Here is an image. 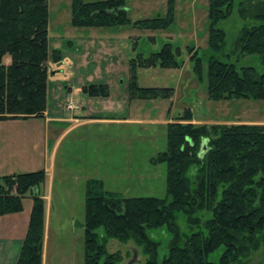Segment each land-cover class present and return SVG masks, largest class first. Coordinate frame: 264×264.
Instances as JSON below:
<instances>
[{
	"label": "trees",
	"instance_id": "1",
	"mask_svg": "<svg viewBox=\"0 0 264 264\" xmlns=\"http://www.w3.org/2000/svg\"><path fill=\"white\" fill-rule=\"evenodd\" d=\"M71 25L113 27L131 21L125 0H71ZM233 0H209V47L222 48L224 30L216 23L227 19ZM173 0L165 15L138 19L133 27L164 29L172 23ZM237 14L262 23L241 27L233 41L239 54H258L264 64V0H240ZM194 70L200 74L201 59L194 47L187 48ZM179 47L164 43L147 56L137 53L139 67H179ZM52 54V55H51ZM51 55V56H50ZM60 65L58 51H49L47 0H0V120L43 117L47 107L49 58ZM130 97L169 98L172 87H139L133 83ZM206 91L210 99H263L264 73L251 66L210 57ZM90 97L105 96V86L83 87ZM114 118V117H112ZM186 108L166 125V149L153 158L166 165L165 198L122 197L103 189L98 178L85 183L83 264H120V251L109 252L108 239L133 241L146 255L143 264H263L252 255L264 247V124H195ZM203 143L206 150L201 152ZM44 169L0 176V216L18 213L23 199L32 205L16 264H41L45 202L40 186ZM210 212L204 230L181 233L176 213L190 225L200 226L197 212ZM166 226L171 234L167 254L158 260L159 243L147 230ZM102 227L100 237L96 230ZM223 246L218 260L207 256Z\"/></svg>",
	"mask_w": 264,
	"mask_h": 264
},
{
	"label": "rangeland",
	"instance_id": "2",
	"mask_svg": "<svg viewBox=\"0 0 264 264\" xmlns=\"http://www.w3.org/2000/svg\"><path fill=\"white\" fill-rule=\"evenodd\" d=\"M239 1L233 0L231 15L216 23L225 32V42L221 49L213 50L209 47V0H173V20L164 29L136 28L132 22L165 15L167 0H125L131 22L113 27H75L71 25V0H47L49 51L59 52L60 69L52 74L58 62L50 57L45 114H80L97 120L64 134L56 147L54 171H48V181L40 186L43 192L49 185L52 210L60 208L61 225L72 221L71 216L79 219L84 215L85 183L89 178L102 180L103 189L122 197L165 198L166 165L153 158L166 149L167 123L174 122L186 108L191 110L195 124H264L263 99L213 100L206 91L210 57L232 63L237 69L251 66L264 73L258 54L243 55L234 50L233 41L241 27L262 23L240 18ZM164 43L180 48L176 56L179 67L137 66V53L147 56ZM188 47L197 50L200 74L194 70L195 60L190 59ZM133 83L139 87H172L173 92L165 99L131 98ZM90 84L105 86L106 95L85 94L83 87ZM69 99L81 108L67 110ZM119 116L117 119L126 120V116L133 120L110 121ZM66 125L47 122L42 117L0 120V176L44 169L51 163L53 129L61 133ZM31 205V198L25 197L19 215L0 221V228L9 231L15 224L21 225ZM196 216L200 217V226L190 225L182 212L176 213L181 233L204 230L202 222L210 212L200 211ZM96 232L101 237L102 227ZM147 234L159 243L158 260H162L167 254L170 232L161 226L147 230ZM106 248L109 252L120 251V264L134 259V254L141 262L132 264H143L146 259L142 248L133 241L108 239ZM222 251L220 246L207 259L216 262ZM263 256L261 247L253 253L252 261L258 263Z\"/></svg>",
	"mask_w": 264,
	"mask_h": 264
},
{
	"label": "crops",
	"instance_id": "3",
	"mask_svg": "<svg viewBox=\"0 0 264 264\" xmlns=\"http://www.w3.org/2000/svg\"><path fill=\"white\" fill-rule=\"evenodd\" d=\"M52 68V74L54 75L60 69V65H56ZM69 93H72L71 89L68 90ZM81 108V106H80ZM83 109V108H82ZM44 112V117H42L47 122L53 123H62L67 124L64 130L59 133L57 128L54 127L52 132V147L50 151L51 163L44 165V170L46 172V180L48 181V171H54L55 168V151L57 145L63 139L64 134L72 132L74 129L91 123H97L95 118L78 116L80 114L72 115L69 117L61 116H46ZM46 116V117H45ZM31 118V117H29ZM114 117L110 121H127L130 122L133 119L130 117L124 116L126 120H120ZM115 119V120H114ZM13 120V119H7ZM16 120V119H14ZM105 120V119H104ZM107 121V120H105ZM244 123H257L253 122H244ZM53 176V175H52ZM45 180V183H46ZM44 183V185H45ZM46 189V191H45ZM40 194L45 202V218H44V236H43V245H42V255H41V264H83V218L82 215L79 219H74L75 217L71 216L72 221L66 223V225H61V212L60 208L57 207L52 210L51 194L49 185L44 188V191ZM25 222L21 225L15 224L14 227H11L9 231H5L3 228H0V264H16L20 248L23 243V238L26 233L27 223L29 219V211L26 212ZM18 216V213L5 214L0 216V221L7 220L10 216ZM21 223V222H20ZM134 259L127 261L126 264H132L133 262H141V259H137V256L134 254Z\"/></svg>",
	"mask_w": 264,
	"mask_h": 264
},
{
	"label": "built area",
	"instance_id": "4",
	"mask_svg": "<svg viewBox=\"0 0 264 264\" xmlns=\"http://www.w3.org/2000/svg\"><path fill=\"white\" fill-rule=\"evenodd\" d=\"M67 110H74L80 108L78 104H75L71 99H69L66 103Z\"/></svg>",
	"mask_w": 264,
	"mask_h": 264
},
{
	"label": "water",
	"instance_id": "5",
	"mask_svg": "<svg viewBox=\"0 0 264 264\" xmlns=\"http://www.w3.org/2000/svg\"><path fill=\"white\" fill-rule=\"evenodd\" d=\"M206 150V146L205 143H203L202 148H201V152H204Z\"/></svg>",
	"mask_w": 264,
	"mask_h": 264
}]
</instances>
